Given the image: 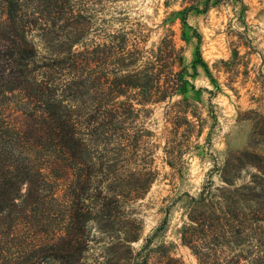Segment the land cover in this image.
Instances as JSON below:
<instances>
[{
	"label": "trees",
	"instance_id": "16d2710c",
	"mask_svg": "<svg viewBox=\"0 0 264 264\" xmlns=\"http://www.w3.org/2000/svg\"><path fill=\"white\" fill-rule=\"evenodd\" d=\"M73 1L0 0V237L13 243L21 233L20 242L31 250L23 264H90L86 252L93 244L99 251L91 264H184L170 255L169 243L150 246L165 220L141 238V220L127 211L150 181L137 191L141 171L119 168L107 156L112 136L123 135L118 124L127 115L160 102L179 115L175 106L185 100L187 79L173 67L181 57L171 30L164 27L148 48L145 34L124 32L132 40L115 38V47H107L119 66L106 73L93 66L104 47L84 43L88 23ZM189 9L171 11L160 25L171 24L172 14L185 23ZM51 19L73 22L61 36L64 50L47 55L33 38ZM16 92L32 112L24 103L3 102ZM252 112L249 125L264 140V113ZM94 151L104 158L95 160ZM245 168L253 172L237 183ZM215 174L220 185L207 180L188 197L180 243L197 264H264V149L247 144L227 155ZM47 233L51 243L42 262L34 248ZM116 249L121 254L113 259Z\"/></svg>",
	"mask_w": 264,
	"mask_h": 264
},
{
	"label": "rangeland",
	"instance_id": "374dc122",
	"mask_svg": "<svg viewBox=\"0 0 264 264\" xmlns=\"http://www.w3.org/2000/svg\"><path fill=\"white\" fill-rule=\"evenodd\" d=\"M73 2L84 10H81L82 19L88 23L84 43L104 47L93 66L106 73L119 66L112 63L114 59L106 53L107 47H115V38L123 37L127 43L132 40L124 32L145 34L143 47L148 48L157 43L164 27L171 30L181 57L180 63L173 67L182 69L187 79L185 100L175 106L179 115L168 112L170 108L165 102L147 105V109L127 115L118 124L124 127L123 135L116 139L117 134L112 136L107 156L119 168L141 171L134 185L137 191L150 181L141 197L127 204V211L141 220L140 237L149 235L165 220L150 246L169 243L171 256L184 264H197L194 255L178 239L188 197L196 196L207 180H211L212 186L221 184L215 168L227 155L247 144L264 149V140L253 133L248 122L254 116L252 111L264 113V0ZM182 8H190L185 23L179 21L180 14H172L171 24L160 25L171 11ZM71 22L51 19L42 26L39 36L33 38L42 41L45 48L42 52L48 55L64 50L61 36L68 34ZM179 98L177 95L172 100ZM3 102L20 107L24 103L32 112L31 104L21 93L9 94ZM11 117L13 121L20 119L18 113ZM83 138L89 141L86 135ZM136 142L138 147L134 146ZM92 156L97 161L104 158L102 151H94ZM250 172L253 169H242L237 183L246 181ZM61 188L59 184L58 195ZM261 226L264 228V222ZM92 232L93 228L89 233ZM50 236V233L41 234L43 240L34 248L39 252L35 254L39 261L46 259ZM21 239L20 232L13 243L8 241L9 236L0 237V264H23L21 258L31 250L24 248ZM140 243L141 239L132 246L136 248ZM98 251L93 244L86 252V262L93 263ZM120 254L121 250L116 249L113 259Z\"/></svg>",
	"mask_w": 264,
	"mask_h": 264
}]
</instances>
